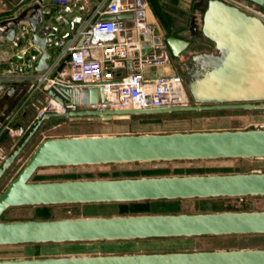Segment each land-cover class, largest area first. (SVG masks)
Instances as JSON below:
<instances>
[{
	"label": "water",
	"instance_id": "water-1",
	"mask_svg": "<svg viewBox=\"0 0 264 264\" xmlns=\"http://www.w3.org/2000/svg\"><path fill=\"white\" fill-rule=\"evenodd\" d=\"M20 1L27 0H18L16 4ZM46 1L37 0L17 16L0 20V38L10 41L21 23L29 24L32 43L42 51L34 67L37 72L49 68L46 39L38 33L44 21ZM247 4L264 7V0L205 1L201 33L213 48L193 53L182 63L193 104L59 112L55 103L66 104L72 99L83 106L95 104L104 100V92L102 87L73 88V83L69 82L54 85L47 92L54 100L47 110L28 128L18 124L21 138L0 162V181L42 124L51 118L112 122L135 115L264 109V18L249 10ZM161 40L176 60L191 46L190 40L175 34L155 42ZM18 86V83H2L0 98L6 91L12 94ZM146 103L150 104L149 96ZM4 119L5 115L0 118ZM221 159H264V128L45 139L0 194V246L264 235V210L1 220L9 209L23 206L264 197L262 171L32 182L39 170L52 167ZM0 264H264V248L16 258L0 259Z\"/></svg>",
	"mask_w": 264,
	"mask_h": 264
},
{
	"label": "rangeland",
	"instance_id": "rangeland-1",
	"mask_svg": "<svg viewBox=\"0 0 264 264\" xmlns=\"http://www.w3.org/2000/svg\"><path fill=\"white\" fill-rule=\"evenodd\" d=\"M0 0V20L21 13L26 5L37 0ZM206 0H145L146 9L161 24L169 25L168 34H178L193 41L190 48L177 60H172L176 71L183 75L182 63L189 55L208 51L212 44L201 33L202 12ZM13 2V3H12ZM28 7V6H27ZM264 15V8L257 9ZM143 54L151 47V36L141 35ZM13 54L1 53V58ZM149 76L150 70L146 68ZM163 66L152 67V76L163 75ZM22 101V100H21ZM20 101V102H21ZM15 104L12 112L19 104ZM51 102L47 93L35 95L18 116L15 125L0 140V162L19 141L18 124L28 128L45 112ZM190 104L193 100L190 97ZM264 128V109L218 110L183 112L162 115L158 118H128L112 122L94 119L51 118L46 120L36 135L0 181V194L17 176L35 148L45 139L82 135L168 134L173 132H201L248 130ZM251 171L264 172V159H221L213 161H178L171 163L101 165L81 167H52L39 170L32 182H52L83 179H119L149 176L234 174ZM264 210V197L214 198L174 201H145L137 203H111L88 205L23 206L9 209L2 221L48 220L80 217H109L136 214L209 213L223 211ZM264 248V235L223 237H196L148 239L136 241L66 243L0 246V259L47 258L71 255H106L134 253H164L174 251H205L217 249Z\"/></svg>",
	"mask_w": 264,
	"mask_h": 264
},
{
	"label": "built area",
	"instance_id": "built-area-1",
	"mask_svg": "<svg viewBox=\"0 0 264 264\" xmlns=\"http://www.w3.org/2000/svg\"><path fill=\"white\" fill-rule=\"evenodd\" d=\"M56 4L54 10L43 7L44 21L38 28L50 52L47 70L37 72L34 69L42 51L32 43L28 23L17 27L13 40L0 38V54L13 52L6 59L0 57V85L18 83L27 87L20 104L0 121V140L15 125L23 107L35 95L47 93L57 84L69 82L73 83V88L102 87L104 92V100L95 104L83 106L72 99L66 104L55 103L59 112L190 104L183 75L165 73L147 78L143 74L145 67H165L170 61L163 40L152 42L149 52L143 54L141 35L158 39L156 27L149 21L145 0H100L97 3L92 0H56ZM122 15L131 17L119 18ZM109 17L115 18L107 19ZM129 64L134 72L124 75ZM66 65L70 68V77L61 78ZM147 96L150 97L149 105ZM19 133L21 135L20 129Z\"/></svg>",
	"mask_w": 264,
	"mask_h": 264
},
{
	"label": "crops",
	"instance_id": "crops-1",
	"mask_svg": "<svg viewBox=\"0 0 264 264\" xmlns=\"http://www.w3.org/2000/svg\"><path fill=\"white\" fill-rule=\"evenodd\" d=\"M66 1H69V0H66ZM93 3H97L99 2L100 0H92ZM13 3V2H12ZM29 6V4L26 5V7ZM46 8H51V9H56L57 8V4H56V0H47L46 1V4L45 6ZM149 21L151 23H153L156 27V37H158L159 39H164L166 36H168L171 28L169 27V25H164V24H161L159 21H157L154 16L149 12ZM156 40V39H155ZM155 40H153L151 38V43L154 42ZM152 67L153 66H149V67H145L143 69V74L145 77L147 78H153L152 76ZM157 68L159 66H156ZM146 68H149L150 70V75L148 76L147 73H146ZM176 71V68L175 66H173L172 62H168V64L163 67V73H171V72H174ZM132 72H134V69L132 67V65L129 64L126 72L124 73V75L126 74H131ZM60 77L61 78H65V77H70V68L68 65L64 66L61 74H60ZM26 92H27V87L26 85L24 84H20V86L17 87L16 91L13 92L12 94H9L7 91L3 93V96H1V98L3 97H6V98H9V99H13V98H17V101H16V104H18L26 95ZM1 98H0V101H1ZM9 114V111H7V107L6 105L2 106L0 104V118L2 116L5 115V118L8 116ZM1 121V120H0Z\"/></svg>",
	"mask_w": 264,
	"mask_h": 264
},
{
	"label": "flooded vegetation",
	"instance_id": "flooded-vegetation-1",
	"mask_svg": "<svg viewBox=\"0 0 264 264\" xmlns=\"http://www.w3.org/2000/svg\"><path fill=\"white\" fill-rule=\"evenodd\" d=\"M248 6H249V10H251L252 12H256V13H258L257 12V9H261V8H264V7H259V6H257V5H252V4H247ZM258 14H260V13H258ZM263 18H264V15H262V14H260ZM175 35H178V34H175ZM193 43V41H191V44ZM169 55H170V58L172 59V60H176L174 57H172V55L170 54V52H169ZM16 101H17V98H13V99H9V98H6V97H2L1 98V101H0V104L2 105V106H4V105H6V107H7V111H9L13 106H14V104L16 103Z\"/></svg>",
	"mask_w": 264,
	"mask_h": 264
},
{
	"label": "trees",
	"instance_id": "trees-1",
	"mask_svg": "<svg viewBox=\"0 0 264 264\" xmlns=\"http://www.w3.org/2000/svg\"><path fill=\"white\" fill-rule=\"evenodd\" d=\"M162 115L166 114H156V115H135V116H130L133 119H138V118H158L161 117ZM130 117H125L124 119H128ZM76 119H91V118H76Z\"/></svg>",
	"mask_w": 264,
	"mask_h": 264
}]
</instances>
